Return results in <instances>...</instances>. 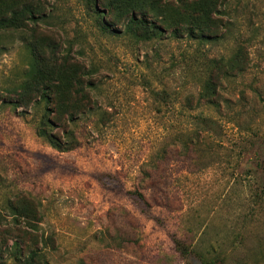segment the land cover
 Instances as JSON below:
<instances>
[{
    "label": "rangeland",
    "instance_id": "1",
    "mask_svg": "<svg viewBox=\"0 0 264 264\" xmlns=\"http://www.w3.org/2000/svg\"><path fill=\"white\" fill-rule=\"evenodd\" d=\"M0 3L46 15L0 31V224L20 192L41 217L20 259L0 247V264L32 262L31 250L34 264H264V0H220L211 37L150 39L122 22L105 31L86 0ZM29 40L85 81L75 100L61 94L66 110L84 105L73 121L63 113L64 129L55 121L78 140L68 151L38 134L43 101H4L26 79ZM238 52L245 68L232 71ZM202 114L215 123L197 140Z\"/></svg>",
    "mask_w": 264,
    "mask_h": 264
},
{
    "label": "trees",
    "instance_id": "2",
    "mask_svg": "<svg viewBox=\"0 0 264 264\" xmlns=\"http://www.w3.org/2000/svg\"><path fill=\"white\" fill-rule=\"evenodd\" d=\"M93 8L101 27L105 31L111 33L117 32L115 29L116 22H122L127 32L140 35L145 39L154 36H164L166 31L175 37L187 35L193 38H208L213 35L216 26V18L214 15L218 13L220 0H86ZM108 10L109 16H106ZM27 13L28 18L37 21L44 18V12H40L37 6L25 7L20 12L11 8L10 5H2L0 3V31L19 28L23 25L22 19ZM215 35V34H214ZM31 52V58L26 71V79L20 84V88L16 90L14 98H7L5 102L12 104L15 108L29 106V104L41 100L45 103L46 114L42 119V125L38 129V134L45 139L57 150L68 151L77 146V139L72 130H63L66 140L63 141L62 136L54 132L56 119L59 120L58 125L64 129L61 118L64 112L68 114L69 120H74L77 113L83 110L81 104H67L62 100L64 91L70 92L71 98L75 100L74 94L80 93V89L75 88L76 85L81 86L85 81L82 74L78 70L69 72V67L73 63L69 61L67 56L58 57L53 52L46 54L42 52L43 46L38 41L29 40L25 43ZM232 71H241L245 68V62L240 59V52L229 62ZM220 66L216 62L213 73L208 80L206 90L200 96L205 101H209L210 97L217 94V83L214 79ZM234 69V70H233ZM83 73V72H82ZM232 74L233 72H227ZM84 74V73H83ZM214 75V77H213ZM87 84L91 85L88 81ZM86 84V85H87ZM216 96V95H215ZM2 101V102H4ZM57 117V118H56ZM214 119L206 115H198L196 125L202 129L197 130L194 137L201 140L202 133L212 129ZM190 142L197 143L194 138ZM189 142V143H190ZM188 143V144H189ZM187 144V143H186ZM4 177L0 172V184ZM142 197V194L140 195ZM144 203L145 199L141 198ZM37 200L30 197L27 192H20L14 198L8 200V210L12 216V224H0V247L10 249L11 255L16 260L20 259V248L32 245V233L27 230L29 224L36 219H40L35 203ZM26 225L20 228L19 220ZM29 223V224H28ZM21 232V233H20ZM9 238V239H8ZM18 244L19 247L14 251L12 243ZM24 244V246H23ZM32 246H30V249ZM30 252L29 262L25 259L24 264H34V257ZM204 263L213 264L221 261L220 258L205 259L199 256ZM215 259V260H214Z\"/></svg>",
    "mask_w": 264,
    "mask_h": 264
},
{
    "label": "crops",
    "instance_id": "3",
    "mask_svg": "<svg viewBox=\"0 0 264 264\" xmlns=\"http://www.w3.org/2000/svg\"><path fill=\"white\" fill-rule=\"evenodd\" d=\"M2 183H3V181H2ZM2 183L0 184V186L2 185ZM10 217H12L11 214H10ZM11 243H12V242H11Z\"/></svg>",
    "mask_w": 264,
    "mask_h": 264
}]
</instances>
